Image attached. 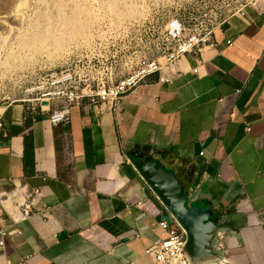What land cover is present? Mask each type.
Wrapping results in <instances>:
<instances>
[{
	"label": "crops",
	"instance_id": "0c3cea01",
	"mask_svg": "<svg viewBox=\"0 0 264 264\" xmlns=\"http://www.w3.org/2000/svg\"><path fill=\"white\" fill-rule=\"evenodd\" d=\"M227 19L202 64L188 54L115 108H0V264H155L171 213L133 165L174 172L192 207L213 212L218 258L264 264V0ZM229 42L231 44H229ZM20 131L15 133V129ZM28 143V144H27ZM28 151V152H27Z\"/></svg>",
	"mask_w": 264,
	"mask_h": 264
},
{
	"label": "rangeland",
	"instance_id": "374dc122",
	"mask_svg": "<svg viewBox=\"0 0 264 264\" xmlns=\"http://www.w3.org/2000/svg\"><path fill=\"white\" fill-rule=\"evenodd\" d=\"M253 1L0 0V108L40 104L45 80L61 72L126 77L161 54L170 21L218 23Z\"/></svg>",
	"mask_w": 264,
	"mask_h": 264
},
{
	"label": "built area",
	"instance_id": "2783aa9c",
	"mask_svg": "<svg viewBox=\"0 0 264 264\" xmlns=\"http://www.w3.org/2000/svg\"><path fill=\"white\" fill-rule=\"evenodd\" d=\"M249 4L256 5L257 2L253 1ZM226 22L227 19L218 23L201 24L181 19L172 20L165 26L163 32L164 47L161 54L137 64L128 76L120 79L96 80L87 78L88 75H84L82 69H79L78 74L70 71L61 72L45 80L47 91L45 97L47 99L41 100L39 105L42 110L43 102L58 105L57 111L49 116L50 122L55 126L66 127L72 123L73 109L84 105L85 102L94 106L115 108L125 96L139 88L150 77L159 75L162 81H168L169 78L163 77L164 70L173 68L188 54L197 55L198 64H202L203 51L206 48H218L213 36L216 29L222 27ZM229 44L231 43L229 42ZM84 69L89 70L88 74H91L95 70V66L88 64ZM161 226L168 233L167 239L152 245L146 252L154 258L155 264H193L186 252L188 234L175 216L171 214V221H163ZM14 233L0 229V251L4 250L7 237L13 236Z\"/></svg>",
	"mask_w": 264,
	"mask_h": 264
},
{
	"label": "water",
	"instance_id": "95a60500",
	"mask_svg": "<svg viewBox=\"0 0 264 264\" xmlns=\"http://www.w3.org/2000/svg\"><path fill=\"white\" fill-rule=\"evenodd\" d=\"M43 104L49 106L48 102ZM131 158L137 171L186 230V252L192 263L207 264L216 260L218 253L215 239L220 230L213 212L204 207H192L190 194L177 175L164 168L152 156L134 152Z\"/></svg>",
	"mask_w": 264,
	"mask_h": 264
},
{
	"label": "trees",
	"instance_id": "16d2710c",
	"mask_svg": "<svg viewBox=\"0 0 264 264\" xmlns=\"http://www.w3.org/2000/svg\"><path fill=\"white\" fill-rule=\"evenodd\" d=\"M19 131H20V129L16 128L14 132H15V133H18ZM27 144H28V143H27ZM27 152H28V151H27Z\"/></svg>",
	"mask_w": 264,
	"mask_h": 264
}]
</instances>
